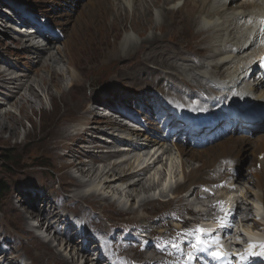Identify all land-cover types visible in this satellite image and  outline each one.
<instances>
[{"label":"bare ground","instance_id":"obj_1","mask_svg":"<svg viewBox=\"0 0 264 264\" xmlns=\"http://www.w3.org/2000/svg\"><path fill=\"white\" fill-rule=\"evenodd\" d=\"M116 1L118 2L117 4H110L112 5L110 8L115 13V17L117 18L116 21H120L121 26L126 21H129L130 27L135 34L137 33L136 35L138 39L134 38L132 34L125 32L123 39L117 48L110 52V57H108V62H106L110 63L119 55L129 58L135 51H139L142 43H147L148 46L145 49V52H143L144 54L139 56L141 58L144 57L143 59L148 62V66H146V68L143 66L141 71L137 72L135 76V79L137 77V81L135 79V81L131 80L132 78H130L129 82L133 84L140 83V81L143 82L144 80L142 79V76H154L155 73L161 72L162 75H159L160 82L155 88L161 93L162 97L165 99V103L167 102V110H172L171 113H168V116L164 111L165 118L170 119V114H174L177 119H181V117L195 119L196 121L202 119L203 114L200 113L199 110L202 108L205 110L208 109L206 94L202 91L214 95L215 98L212 101V104L216 108L215 111L218 112L216 119L220 125L231 120L233 121L235 116L230 115L238 114L242 108L248 104L252 105V103L255 102L264 103V94H256V88L259 87L260 84H257L258 86L255 88L248 87V80L252 77V73L255 71L253 63H250V61L252 62L253 60H249V57L253 55L256 51L255 49H257V45L255 46L257 34H254V30H260V24L262 23V16L264 14V0ZM107 3H110V0H90V7H93L96 4L99 5L96 10H100L101 15L98 16V12L95 9H91L89 15L87 16L91 22L83 21L82 18L75 20L72 27L73 34L76 33L79 26L83 29L82 34H85L87 32L86 29L89 30L93 22L98 19L102 22L107 20L108 22H106L109 25V32H112L118 24L109 17V8L107 7ZM130 10H132L131 16ZM9 11L5 10V13H9ZM88 12L85 11V14ZM119 12L120 14H118ZM122 12H125L126 15L121 16ZM14 14L17 17H21V27L27 26V23L29 22H26L22 18L20 12L17 11ZM175 18H179V20L183 21V25L181 26L184 27V32L186 31L189 34L192 31V33H194L195 37L191 38L194 42L187 41L183 44H179L173 40H162L160 38H156L154 34L140 38L142 29L141 26L143 23L150 21L148 29L152 32L153 28L161 30L163 24H173ZM166 19H168L169 22H167ZM35 26L37 28V38L28 39V35L24 36V33L20 32L17 35L21 37V42L20 40L17 41L23 46V50H25L28 54L27 59H29V61L25 65L26 72H28L34 64L40 63V57L42 55L46 56L47 54L45 62L50 60L49 62L51 65V61L54 60L55 64V61H57L55 60L57 58L56 56L61 55V52L66 49L64 48V50L61 51L60 48H56V52L59 55L51 53V51H53V49L59 44V41L62 40L60 38L62 37V32L57 33L58 35H54L49 33L46 29L42 30L39 26ZM37 39L42 40L44 44L39 46L38 42H36ZM64 39L68 40V36H65ZM147 52H150L149 58L146 57ZM30 54L31 57H29ZM189 57L192 59H189ZM197 57H200V59ZM3 61L5 60L0 57V62ZM5 62L7 63L8 68L3 71L0 70V88L7 89L9 93H5L0 96V107H2L4 103L11 101L10 104L16 106L20 113L25 115L28 110L33 111L36 109L32 99L28 98V95L26 96V94H29L32 98L38 97L36 89L33 86V82H31L33 80L28 78L30 76L25 77L24 75L9 77L11 75L9 70L11 71L12 68H16L17 66L11 62ZM150 64L155 66V71L151 72L149 70L151 66ZM54 68L49 65H45V67L42 66L40 68L41 71L46 73V77L49 78L47 79L41 77L40 81L42 85L48 86L50 82L55 85L62 83V79L58 80L55 77L57 71H55L56 69L54 70ZM222 69H224L223 72H220ZM250 73L252 75H250ZM77 75L80 77V74ZM77 75H73L74 80ZM27 78L30 81H28ZM25 79H27L26 82L23 81ZM74 82L71 79L70 85H72V83L74 84ZM153 86L155 85L153 84ZM73 88L74 87L71 89ZM82 88L83 92L85 91L86 106L89 107L84 110V114L88 116L92 114L91 110L95 109V107L92 105L90 106L91 99L87 97L88 86H83ZM233 89H237L243 94V97L240 100L233 97ZM57 92L60 94L61 98H65L66 93H68L67 89H64L63 91L58 90ZM70 106H72L71 108L74 110L71 112V115L75 113L79 114L80 111L77 109L80 107L82 108V105L79 103L76 105H71L70 103ZM175 110H177V112ZM180 111L182 113H180ZM66 113L67 112L64 111L62 114H59V119L52 127V130L55 128L54 136L57 139L56 141H58L59 144H62V146H64V142L65 145L68 146L67 141L71 137L70 133L66 134V130H62V124L75 119L74 116L67 119L69 114L66 115ZM223 115H225V117L221 118ZM0 116L4 117L1 113ZM5 116L11 117V125L7 126L6 124H2V130L7 128L11 133H15L17 125H20V121L13 118L9 113H6ZM92 120L93 119L90 118L88 120V124L82 123L80 126L88 127L92 123L105 124L104 126H106V130H102L103 128L98 127L96 129L101 132V134L111 135L108 138L114 137L111 141V144L113 145L109 144L110 142L107 138L105 143L102 142L104 144L100 143V146L97 142H93L91 144L90 142L92 141L88 140L87 142L86 140V144L89 145L88 147H91V149H89V154L86 156V159H81L75 163L79 166H75L74 170L79 172L78 175L81 174L78 184H68L63 181L62 183H58L62 190L66 192V195H62L58 202L53 203L45 198L44 201L46 202H42L38 196L33 201L29 200L33 199V196H25V198L27 197L26 202L21 205L20 198L22 196H20V194L15 196V198L12 196V204L10 205L7 213L9 212V217H12L15 221H17L21 228L19 229L18 237L15 236V238H13L15 244L17 245V250H13L4 241H0V264H21L22 261L28 262L26 264H36L35 261L38 264H77L79 260H83V264H86V262L87 264H104V261L101 258L91 259L89 257L91 255L88 239L87 244L83 245L84 236L82 235V228L84 227V223L88 224L91 230L97 231L101 238H104L112 251L111 254L110 251L107 250V252H109L111 262L114 264H173L172 258L168 256H166L163 261L154 260V256L152 255L155 250H151L148 246L147 249L139 252V248L128 244L124 245L118 241L115 236V232L120 231L117 223H112L111 220L106 221V219L113 218L116 215L121 216L122 214H135V211L129 209L128 211L123 212V209L120 207L117 208L118 210L112 209L109 207L112 203H109L106 197H100L96 204L91 205L77 196V193L80 190H83V187L86 185L83 181L84 176L89 177V179H91L94 175L95 177L98 176V170H92L91 174L90 171H85L84 168L80 167L83 164H85V166L87 165L89 169H96L104 166V171L98 178L101 179L105 177V184L108 183L106 189H110L115 185L117 186V184H119L120 187L128 184V187L132 188V192H137L133 189L135 188L140 189L144 194H146L152 191L154 186L149 185L145 188V186L142 185L144 183V176L148 173V171L152 170L153 166L158 162V158L156 159L157 161L155 160L150 164L141 166V168L134 169L135 171L132 173L127 171L124 173L123 170L119 169V164L109 163L111 161L126 163L129 159L121 161L120 158L122 156L124 157L127 155L142 153L151 145L158 147V149L167 153L169 156L172 155V150L166 146L165 139H160L159 137L153 135L154 132L151 128L134 132L129 130L128 132V129H126L124 125L122 126L120 123L119 125L116 124L117 120L114 122V119L112 118V121ZM169 127H171L170 121L168 122L166 128ZM107 130L114 131L116 133L119 132V136L112 135ZM172 133L173 131L169 130L167 135ZM82 134L86 136L88 135L86 129L82 132ZM77 136L75 138H77ZM173 137H175V135ZM132 139L142 140L134 143L131 142ZM72 141L74 140H71V142ZM121 148L123 150H121ZM174 150L176 154H178V157L181 158L183 168L187 167V165L190 166L196 164L193 167L191 166L189 172H186L183 169L181 174L182 182L177 184L172 191V194L176 199L175 203L179 204L180 202L188 201L190 199L197 200L199 194H197L195 190L189 192L188 196L180 199V195L185 194L189 191L191 186L195 184L219 181L223 182L226 177H228V184H234V181L238 179L234 180V177L230 176L231 167L235 165H238L239 167L246 161V153L251 151L253 157L248 160L249 166L251 167L249 168L248 175L244 173V176L245 178H248L249 182H251L256 189V193L253 195V198L257 203L262 204L264 208V157L261 161H258L257 159L259 154H264V134H260L257 141H252L247 137H231L199 151L194 150V148H191L190 146L188 147L183 145H174ZM258 163L260 164L261 170L256 169V165ZM123 165L124 164H122V166ZM231 180H233V183H231ZM47 181H49L50 184H53L52 180ZM141 191H139V195L141 194ZM95 197V195L89 196V198H93L94 200ZM38 201L44 203L45 208L37 211ZM159 202V200L155 199H143L139 206L142 207L141 211L147 212V215L155 213H159L161 215L163 214L162 209L172 206L171 201H168V204L166 205ZM61 207L71 209L72 217L69 218L68 213H65ZM4 210L6 211V208H4L3 211ZM238 212H241L247 217L252 215L251 211H248L246 208L245 211L240 208H236L235 213L237 214ZM112 213H116V215H112ZM168 216L171 219H178V216L172 213H168ZM154 218L155 216L141 219L139 223L142 226H149L151 224L155 225L156 221ZM33 221L36 222V225H32ZM163 221L164 218L162 219V222ZM248 221L250 220H247V222ZM74 223L77 224L76 228ZM251 225L255 230L259 229L262 231L264 229V227L260 226V224L255 221H251ZM243 229L247 234L253 236L250 233V230H245L244 227ZM40 231H43V233L48 235V240L43 239V237L39 234ZM54 235H56L57 239L61 242H57L56 238H53ZM47 241L49 243L52 242L51 244L54 250L46 244ZM70 242L76 243V246ZM66 244L70 247V251L74 252V254L72 253L70 255V258L64 256L60 250L61 245L64 247ZM96 247L97 246H95L94 249ZM259 249L260 247H258V250ZM131 252H134V254L129 255ZM181 257V255H176L173 258L178 259ZM228 258L231 259L230 257ZM242 261L243 260L239 259L237 264H240Z\"/></svg>","mask_w":264,"mask_h":264},{"label":"rangeland","instance_id":"obj_2","mask_svg":"<svg viewBox=\"0 0 264 264\" xmlns=\"http://www.w3.org/2000/svg\"><path fill=\"white\" fill-rule=\"evenodd\" d=\"M89 2L90 0H0V57L5 61L11 62L17 66L16 68H12L11 71L9 70V73L11 74L9 77H17L21 75H24L25 77L30 76L28 78L33 80L31 82H33V86L36 89V93L38 95V97L32 98V96L30 97L29 94H26V96L28 95V98L32 99L36 109L33 111L28 110L25 115L20 113L16 106L10 104L11 101L4 103L2 107H0V113L4 115V117L0 116V181H2L6 187V190L0 195V241H4L13 250H17V245L15 244L13 238H15V236L18 237V232L21 226L12 217H9V212L7 213L10 205L12 204V196L15 198V196L20 194V196H22L20 198L21 205L26 202L27 197L25 198V196H33V199H29L33 201L38 196L42 202H46L44 201V198L53 203L58 202L61 196L66 194V192L62 190L58 183H62L63 181L68 184H78L81 174L78 175L79 172L74 170L75 166H79L75 163L81 159H86V156L89 154V149H91V147H88L89 145L86 144V140L87 142L88 140L92 141L90 142L91 144L93 142H97L100 146L106 142L107 138L109 139V144L113 145L111 144V141L114 137L108 138L111 135L101 134V132L96 129L98 127L103 128L102 130H106V126H104L105 124L92 123L88 127H81L80 125L82 123L88 124V120L90 118L93 119L92 121H105L111 120L112 118L114 119V122L117 120L116 124L119 125L120 123V125L122 124L123 126L124 121L122 116L126 115L133 122L135 120H146L145 116L149 114L144 109H148L150 107L158 108L159 106L160 92H158L155 87L160 82L159 75H162L161 72L155 73L154 76H142V79L144 80L143 82L140 81V83L133 84L129 82L130 78H132L131 80L135 79L137 72L141 71L143 66L145 68L148 66V62L143 59L144 57L141 58L139 56L144 54L143 52H145V49L148 46L147 43H142L139 51H135L129 58L119 55L115 60L107 63L109 59L108 57H110V52L117 48L123 39L125 32L132 34L134 38L138 39L136 35L137 33L135 34L130 27L129 21L123 23L122 26L120 21H116L117 18L115 17V13L110 8L112 5L118 3L116 0H110V3H107V7L109 8V17L118 24L116 25L117 28L115 27L112 32H109L110 30L108 28L109 25L107 20V22H102L98 19L97 21L93 20V24L90 26L89 30L86 29L87 32L85 34H82L83 29L81 26H79L76 33L73 34V22L75 20H79L80 18H82L83 21L91 22L87 16L89 15L91 9L96 10L97 6H99L96 4L95 6L90 7ZM5 10L10 11L9 13H5ZM17 11L21 13L22 18L26 22L31 23L30 25L27 23L28 26L37 25L40 27V29H46L49 33L54 35H58L57 33L62 32V37H60L62 40L59 41V44L53 49V51H51V53H56L55 55H59L56 52V48H60L61 51L64 50V48L66 49L64 50L65 52H61V55L56 56L57 58L55 57V60H57L55 61V64L54 60L51 61V65L49 62L50 60L45 62L47 56L46 54V56L42 55L40 57V63L34 64V66L31 67L28 72L25 71V65L29 61V59H27L28 54L25 50H23V46L17 41L20 40L21 42V37L17 35L19 32L24 33V29L28 27L20 26L21 17H17L14 14ZM85 11L89 12L85 14ZM96 11L98 12V16L101 15L100 10ZM118 14H120V12ZM125 15V12L121 13V16ZM131 15L132 10H130V16ZM166 21L169 22L168 19H166ZM148 22L142 24L140 38L154 34L156 38H160L162 40H173L179 44H183L187 41L194 42V40H191L192 37H195L194 33H192V31L189 34L186 31L184 32V27L181 26L183 25V21L179 20V18H175V21L171 25L163 24L164 27H161L162 31L153 28L151 32V30L148 29L150 21ZM65 36H68V40L64 39ZM36 42H38V45L41 46L44 44L42 40H37ZM149 53H146L147 58L150 56ZM29 57H31V54ZM197 58L200 59V57ZM189 59L192 58L189 57ZM5 61L0 62L1 71L8 68ZM45 65H49L53 68L55 67L54 70L56 69L55 71H57L55 77L58 80L62 79V83L55 85L54 83L51 84L50 82L48 86L42 85L40 81L41 77H47L46 73L41 71L40 68L42 66L45 67ZM150 65L151 66L149 70L151 72L155 71V66L153 64ZM77 74H80V77ZM73 75H77L75 79L76 81L74 80ZM27 79L23 81L26 82ZM71 79L73 82L75 81L74 84L72 83V85H70ZM135 80L137 81V77ZM28 81L30 80L28 79ZM153 84L155 86H153ZM83 86H88L87 97L91 99L90 106L92 105L95 107V109L91 110L92 114L88 115L89 117L84 114V110L89 107L86 106L85 91L83 92L82 88ZM72 87L74 88L71 89ZM64 89H67L68 93H66L65 98H61L57 91H63ZM5 93L8 94L9 91L7 89L0 88V96L4 95ZM69 102L71 105H76L77 103L82 105V108L80 107L77 109L80 111L79 114L75 113L71 115V112L74 110L71 108L72 106H70ZM82 103L84 104V107ZM104 103L105 105H103ZM63 110L67 112L66 115L69 114L67 119H70L72 116L75 117V119L72 121L64 122L65 124L63 123L61 127L62 130H66V134H71V137L67 141L68 146L65 145V142L63 143L64 146L59 144L54 136L55 128L52 130V127L54 126L53 124L57 122L59 119V114H62L64 112ZM6 113H9L13 118L20 121V125H17L15 133H11L7 128L2 130V124H6L7 126L11 125V117L5 116ZM147 120L149 121V117ZM134 127H138V125H133V127L130 128ZM85 129L88 133L87 136L82 134ZM108 132L112 135L119 136V132ZM76 136L77 138H75ZM258 137L252 136V141H257ZM70 139L74 141L71 142ZM169 148L172 150L174 149V147L171 146ZM175 154L176 152L173 150L172 155L169 156L167 153H164L162 150L158 149V147L151 145L142 153L127 155L124 157L122 156L120 158L121 161L129 159V161L126 162L128 164L117 163L115 161H111L109 163H116L117 165L119 164V169L123 170L124 173H126V171L132 173L135 171L134 169L150 164L158 158V162L153 166L152 170L148 171V173L144 176V183L142 185H144L145 188H147L149 185H153L155 188L154 191H151L147 194H144L140 189L135 188L133 189L137 192H132V188H129L128 184H125L126 186L123 185L121 187L119 184H117V186L115 185L110 189H106L108 183L105 184V177L101 179L98 178L104 171V166L98 167L96 169H89L87 165L85 166V164H83L80 167L84 168L85 171L88 170V172H91L92 170H98V176L95 177L94 175L91 179L84 176L83 181L86 185L83 187V190H80L77 193V196L81 200L90 203L91 205L96 204L100 197H106L108 202L114 205H109L110 208L116 210L120 207L123 209V212L128 211L129 209L136 212L135 214H122L121 216L116 215V213H112V215L115 214L116 216L106 219V221L111 220L112 223L118 224L119 222H132L139 224L141 219L148 217L151 218L154 215V220H156L159 217V214L155 213L152 215H147V212L141 211L142 207L139 206L141 201L147 197L151 199H159L161 203L164 204L163 202L170 200L172 189L181 182V174L183 169L184 171L189 172L191 166L193 167L196 165H187V167L183 168L181 164V158L178 157V154ZM246 154V161L241 165L240 170L238 168V178H242L244 173L248 175V160L253 155L251 151L247 152ZM122 164L124 165L122 166ZM47 180H52L53 184H50ZM247 180L248 178H245L244 176L243 180H239L235 183L238 191L235 189V187L233 188L234 191L225 192L223 190H219V188L215 189L214 191L217 192V196L219 198H226L230 203H232V205L234 204L236 206L242 207L240 203L242 202L243 194L250 196L249 198L251 200V195H253L255 192L253 186ZM207 186L211 188L210 185ZM191 188L196 189L199 188V186H194ZM139 191H141L140 195L138 194ZM90 195H95V200L93 198H89ZM243 202H245L243 203L244 205L248 206L252 210V216L248 217V220H255L253 216L254 213L262 215L261 207L258 204L247 200ZM191 204L192 203L190 200L188 201V204L184 206L181 205L180 210L177 207L175 208V204H173L170 208L172 212L179 211L182 220L186 219L187 224L184 229L180 228L179 224H171L169 220H167V225L164 227L165 232H160V235L156 237V242L148 241L151 242L154 247L158 244H162L161 252H158L157 255H154L155 259H161L164 257V251L170 250L169 246L173 240L172 245L176 248H179L180 250H185L188 259L186 262H190L189 260H191L192 255L191 250L188 247V243H186L188 242L186 237L189 233L192 236H196V231L195 227H192L191 225L193 221L187 220L188 217L185 215V209L187 205L191 207ZM37 205V211L45 208L44 203L39 201ZM221 206H223V203ZM4 208H6V211H3ZM200 208H197L196 210H199ZM61 209L64 210L65 213H68L69 218L72 217L71 209L63 207H61ZM162 210L166 213L170 211L168 207ZM163 216H166V214H163ZM249 222L251 223V221ZM250 223H248L246 226L249 227ZM32 224L35 225L36 222L33 221ZM206 224L211 226V222H206ZM118 226L120 225L118 224ZM172 226L174 228H178L175 230L184 231L182 232V235L179 232L174 231ZM153 227H155L157 231H160L161 225H150L148 229L151 230ZM89 228L90 226L84 223L83 232L88 233ZM132 230L133 229H125L121 233L128 235V238L132 240V244H137L139 241L143 240L147 241L144 238L131 237L129 233ZM185 230H188V232H185ZM39 234L45 240H48V235L43 233V231H40ZM53 238H56L57 242H61L59 239H57L56 235H54ZM51 243L48 241L46 242V244L54 250ZM72 244L76 246V243ZM63 245H61L60 250L64 256L70 258V255L72 253L74 254V252L70 251V247L67 244L64 247ZM26 263L28 262H21V264ZM35 263L38 264L36 261ZM77 264H83V260H79Z\"/></svg>","mask_w":264,"mask_h":264},{"label":"snow or ice","instance_id":"obj_3","mask_svg":"<svg viewBox=\"0 0 264 264\" xmlns=\"http://www.w3.org/2000/svg\"><path fill=\"white\" fill-rule=\"evenodd\" d=\"M196 231H197L198 233H202V232H203L202 229H197ZM197 243H200L199 236L197 237ZM192 247L195 248L196 245H192ZM251 247H254V246H251ZM261 255H264V252H262ZM212 256H213L215 259H218V260L223 258V254H222L221 252H219V251H214V252L212 253Z\"/></svg>","mask_w":264,"mask_h":264},{"label":"trees","instance_id":"obj_4","mask_svg":"<svg viewBox=\"0 0 264 264\" xmlns=\"http://www.w3.org/2000/svg\"><path fill=\"white\" fill-rule=\"evenodd\" d=\"M6 187H5V184L0 181V195L5 191Z\"/></svg>","mask_w":264,"mask_h":264}]
</instances>
